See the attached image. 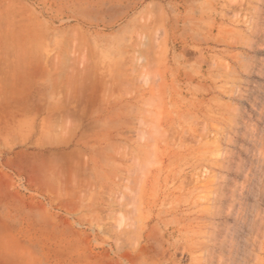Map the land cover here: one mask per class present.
Returning a JSON list of instances; mask_svg holds the SVG:
<instances>
[{"label":"rangeland","instance_id":"obj_1","mask_svg":"<svg viewBox=\"0 0 264 264\" xmlns=\"http://www.w3.org/2000/svg\"><path fill=\"white\" fill-rule=\"evenodd\" d=\"M0 9V41L49 60L48 82L21 90L66 105L0 155L18 193L3 222L33 223L34 264H264V0ZM256 15L254 51L236 31Z\"/></svg>","mask_w":264,"mask_h":264},{"label":"crops","instance_id":"obj_2","mask_svg":"<svg viewBox=\"0 0 264 264\" xmlns=\"http://www.w3.org/2000/svg\"><path fill=\"white\" fill-rule=\"evenodd\" d=\"M3 13L11 11L0 9V17ZM3 34L12 33L7 30L3 33L0 26V39ZM40 47L27 42L0 41V155L2 150L17 144L18 131H24L26 125L28 130L42 131L48 124V121L44 123L45 116L66 107L51 105L48 92L33 89L28 92V87L21 90L25 84L48 82L49 60L44 53H34L44 50ZM11 159L7 155L4 162L13 163ZM16 178L11 170L0 169V264H34L33 223L3 222V217L12 220L15 216Z\"/></svg>","mask_w":264,"mask_h":264},{"label":"bare ground","instance_id":"obj_3","mask_svg":"<svg viewBox=\"0 0 264 264\" xmlns=\"http://www.w3.org/2000/svg\"><path fill=\"white\" fill-rule=\"evenodd\" d=\"M250 1H251V0H250ZM257 1H258V0H257ZM243 5H244V4H243ZM250 5H251V4H250ZM252 6H253L252 8L254 9V5H252ZM258 6H259V5H258ZM258 6H257V7H258ZM239 7H240V6H239ZM257 7H256V9H257ZM227 8H228V7H227ZM232 8H233V6H232ZM236 8H237V7H236ZM252 8H251V9H252ZM258 8H259V7H258ZM230 9H231V8H230ZM250 11H251V10H250ZM253 11H254V10H253ZM232 12H233V11H232ZM246 12H247V11H246ZM256 12H257V10H256ZM233 13H235V12H233ZM238 13H239V12H238ZM248 13H249V11H248ZM254 13H255V12H254ZM257 13H259V12H257ZM223 14H224V13H223ZM239 14H240V13H239ZM251 14H252V13H251ZM224 15H225V14H224ZM252 15H253V14H252ZM250 16H251V15H250ZM256 16H258V15H256ZM248 17H249V16H248ZM253 17H254V16H253ZM251 18H252V17H251ZM251 18H250V19H251ZM254 18H255V17H254ZM260 18H261V16H258L256 22H255V19L252 20V21L254 22V23L252 22L253 24L250 23L251 20H249V21H250V22H249V25H250V26L252 25L251 28L249 27L251 31H250L248 28H246V29L249 30V31L251 32L250 35H248V34L246 35V33H249L248 31L245 33V35L243 34L244 32H241V31H238V30L236 31V33L238 32L237 35L239 34L238 36H240V38L238 39V41H239L242 37H243V38H242V40H243V39L245 38V36H246V38H248L247 41H249L248 45H249L250 48H252V49L254 48V44H256L255 41H256V39H257V37H258L257 34H260V33H259L260 30H259V27H258V26L262 25V24H259L260 22H258V19H260ZM248 19H249V18H248ZM248 19H247V20H248ZM252 19H253V18H252ZM234 21H235V20H234ZM245 21H246V20H245ZM224 23H225V22H224ZM240 23H241V22H240ZM244 23L247 24L246 22H244ZM226 25H227V24H226ZM263 25H264V24H263ZM220 26H221V25H220ZM224 26H225V25H224ZM224 26L222 25V27H224ZM225 27H226V26H225ZM228 29H229V27H228ZM233 29H234V28H233ZM262 29H263V28H262ZM221 30H222V28H221ZM234 30H235V29H234ZM239 30H240V29H239ZM241 30H242V29H241ZM223 31H224V29H223ZM223 31H221L220 34H221ZM224 32H225V31H224ZM262 32H264V29L261 31V33H262ZM231 33H232V32H229V34H231ZM233 33H234V32H233ZM233 33H232V34H233ZM224 34H225V37H226L227 32H225ZM229 34L227 35L228 37H229ZM242 35H244V36H242ZM234 36L237 37V36L235 35V33H234ZM222 37H223V36H222ZM235 37H234V38H235ZM246 38H245L243 41H246ZM209 39H210V38H209ZM209 39H208V40H209ZM235 39H236V38H235ZM235 39H234V40H235ZM226 40H228V38H227ZM234 40H233V41H234ZM242 40H240V41H242ZM258 40H259V39H258ZM217 41H218V40H217ZM228 41H230V40H228ZM231 41H232V40H231ZM238 41H237V43H238ZM240 41H239V42H240ZM261 42H262V41H261ZM226 43H227V42H226ZM228 43H229V42H228ZM230 43H231V42H230ZM235 43H236V41H235ZM240 43H244V42H240ZM260 44H261V43H260ZM225 45H227V47H230L229 44H225ZM262 45H263V44H262ZM262 45L259 46L260 48L257 47V46H256V47H257L258 49H261V48L263 49L264 46H262ZM231 46H232V43H231ZM243 46H244V44H243ZM193 47H194V46H193ZM212 47H213V46H212ZM256 47H255V48H256ZM195 48H196V47H195ZM198 48H199V47H198ZM248 48H249V47H248ZM250 48H249V49H250ZM214 49H215V48H214ZM226 49H228V48H226ZM194 50H196V49H194ZM253 50L255 51V49H253ZM226 51H227V50H226ZM228 51H230V50H228ZM199 52H200V51H199ZM259 52H260V51H259ZM256 53H258V52H256ZM227 54H228V53H227ZM239 54H240V53H239ZM246 54H248V53H246ZM246 54H245V55H246ZM229 55H230V54H229ZM237 55H238V54H237ZM240 55H241V54H240ZM243 55H244V54H243ZM256 55H257V54H256ZM232 56H233V55H232ZM234 56H235V55H234ZM238 56H239V55H238ZM238 56H237V57H238ZM243 57H244V56H241V58H243ZM246 57H247V56H246ZM246 57H245V58H246ZM260 57H261V56H260ZM253 58H254V57H253ZM243 59H244V58H243ZM246 59H247V58H246ZM261 60H264V59H262V57H261ZM221 61H222V59H221ZM221 61H220V62H221ZM241 61H242V59H241ZM244 61H245V59H244ZM248 61H249V60H248ZM238 62H240V61H238ZM242 62H243V61H242ZM259 62H260V61H259ZM240 63H241V62H240ZM262 63H263V62H262ZM222 64H223V63H222ZM247 64H251V63L249 62V63H247ZM229 65H231V64H229ZM221 66H222V65H221ZM227 66H228V65H227ZM239 66H240V65H239ZM242 66H243V65H242ZM222 67H223V66H222ZM247 67H249V66H247ZM225 68H226V67H225ZM225 68H224V69H225ZM241 68H242V67H241ZM243 68H244V66H243ZM224 69H223V70H224ZM230 69H231V68H230ZM245 69H247V68H245ZM245 69H243V70H244V73H248L247 70H248L249 68H248L246 71H245ZM233 70H234V68H233ZM241 70H242V69H241ZM260 70H262V69H260ZM237 71H238V70H236V72H235V70H234L235 74H236V73L239 74ZM259 72H260V71H259ZM259 72H258V73H259ZM261 72H262V71H261ZM261 72H260V73H261ZM240 73H241V72H240ZM260 73H259V74H260ZM230 74H233L232 71H231ZM248 74H249V73H248ZM250 75H251V73H250ZM259 76H260V75H259ZM261 76H262V74H261ZM211 77H212V75H211ZM213 77H214V76H213ZM220 77H221V76H220ZM227 77H228V76H227ZM228 78H229V77H228ZM212 79H213V78H212ZM225 79H226V78H225ZM227 80H228V79H227ZM229 80H230V78H229ZM231 80H232V79H231ZM234 80H235V79H234ZM236 80H237V79H236ZM242 81H243V80H242ZM227 82H228V81H227ZM243 82H244V81H243ZM246 83H247V82H246ZM219 87H220V86H219ZM219 87H218V88H219ZM226 88H227V87H226ZM204 89H205V88H204ZM219 89H220V88H219ZM233 89H234V88H233ZM236 89H237V88H236ZM217 90H218V89H217ZM224 90H225V88H224ZM229 90H230V89H229ZM237 90H239V89H237ZM237 90H236V94L238 95L239 92H237ZM240 90H241V89H240ZM240 90H239V91H240ZM231 92H232L233 97L235 98V96H236V95L234 96L235 93L233 94V91H231ZM223 93H224V92H223ZM241 93H242V92H241ZM241 93H239V94H241ZM227 94H228V93H227ZM230 94H231V93H230ZM232 95H231V96H232ZM228 96H229V95H228ZM239 96H240V95H239ZM240 97H241V96H240ZM240 97H239V98H240ZM236 98H237V97H236ZM242 98L244 99L243 96H242ZM256 101H257V100H256ZM258 102H259V101H258ZM254 107H255V106H254ZM236 109H237V108H236ZM236 109H235V110H236ZM263 110H264V109H263ZM236 112H237V111H236ZM234 120H235V119L233 118L232 121H233V124L236 125V126L234 125L235 128L238 129V128H243V127H244L243 125H239L240 122L236 124V122H235ZM243 121H244V120H243ZM234 122H235V123H234ZM244 122H245V121H244ZM231 125H232V124H231ZM232 127H233V126H232ZM235 128H233V130H234ZM231 129H232V128H231ZM239 130H241V129H239ZM235 131L238 132L237 130H235ZM236 132H235V133H236ZM236 134H237V133H236ZM226 135H228V134H226ZM242 136H243V134H242ZM244 136H245V135H244ZM230 137H231V136H230ZM248 137H249V136H248ZM251 138H252V137H251ZM251 138H250V139H251ZM252 140H253V139H252ZM228 142H229V141H228ZM235 142H236V141H235ZM252 144H253V143H252ZM241 145H242V144H241ZM241 148H242V147H241ZM226 153H227V151H226ZM228 153H229V152H228ZM147 155H148V154H147ZM224 155H225V154H224ZM239 160H240V159H239ZM261 160H262V159H261ZM228 161H229V160H228ZM262 161H263V160H262ZM262 161H261V162H262ZM245 163H246V162H245ZM222 164H224V162H223ZM261 164H262V163H261ZM245 165H246V164H245ZM222 166H223V165H222ZM224 166H226V165H224ZM255 166H256V165H255ZM259 166H260V165H259ZM257 167H258V166H257ZM258 168H259V167H258ZM243 170H244V169H243ZM251 170H252V169H251ZM254 170H255V169H254ZM256 170H257V169H256ZM258 170H259V169H258ZM245 172H246V171H245ZM256 172H257V171H256ZM250 173H251V172H250ZM243 174H244V173H243ZM252 174H253V173H251L250 175H252ZM254 174H255V173H254ZM256 174H257V173H256ZM245 175H248V174L246 173ZM258 175H259V174H258ZM243 176H244V175H243ZM255 176H256V175H255ZM219 177H220V176H219ZM250 178H251V177H250ZM256 179H257V178H256ZM222 180H223V179H222ZM254 180H255V179H254ZM251 181H252V180H251ZM251 181H250V182H251ZM252 184H253V183H252Z\"/></svg>","mask_w":264,"mask_h":264}]
</instances>
